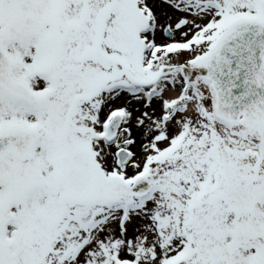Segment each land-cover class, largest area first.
I'll list each match as a JSON object with an SVG mask.
<instances>
[{
  "label": "snow or ice",
  "instance_id": "1",
  "mask_svg": "<svg viewBox=\"0 0 264 264\" xmlns=\"http://www.w3.org/2000/svg\"><path fill=\"white\" fill-rule=\"evenodd\" d=\"M0 264H264V0H0Z\"/></svg>",
  "mask_w": 264,
  "mask_h": 264
}]
</instances>
